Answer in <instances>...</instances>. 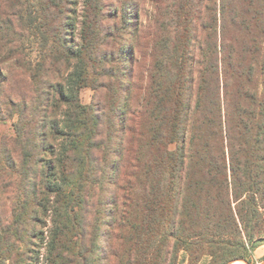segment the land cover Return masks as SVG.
Masks as SVG:
<instances>
[{
	"label": "trees",
	"instance_id": "obj_1",
	"mask_svg": "<svg viewBox=\"0 0 264 264\" xmlns=\"http://www.w3.org/2000/svg\"><path fill=\"white\" fill-rule=\"evenodd\" d=\"M129 2L0 0V110L18 116L0 264H250L264 245V0H153L148 63Z\"/></svg>",
	"mask_w": 264,
	"mask_h": 264
},
{
	"label": "rangeland",
	"instance_id": "obj_2",
	"mask_svg": "<svg viewBox=\"0 0 264 264\" xmlns=\"http://www.w3.org/2000/svg\"><path fill=\"white\" fill-rule=\"evenodd\" d=\"M152 2L153 0H131V2L128 3L129 7L130 6L132 7V5L136 7V9L139 12V19L142 20V22H144L143 26H145V28L142 29V31H140V34L138 35V37L137 36L133 37V39L131 40V43L134 44L137 48L135 50L136 60L141 61V62H146V63L151 61L152 57H158L160 55L163 56L165 54L161 49V27L157 29V24L154 23L153 19H151L152 10L150 9V7L152 5ZM25 3H26L25 8L28 10L29 4L27 1ZM118 6L120 7V5ZM160 10L161 8L157 11L156 18L157 19L160 18L161 20ZM131 19H132V14H131ZM159 25H161V22L159 23ZM76 29H78V26L76 27ZM130 29L132 30L133 27H131ZM29 33H30L29 38H28L29 41L24 40L26 43L25 44L26 49H27L26 53L28 57H21V59L26 58L27 60L35 62V60L39 58L37 57L38 54H37V50H36L37 48L35 44L37 40H36V37L34 36L36 34V31L30 29ZM27 34L28 32L25 33V36ZM156 35L159 37V40L156 43V50L154 49L153 51L152 49L153 40L155 43ZM5 41H7V38L5 37V33L2 29L0 31V43H4ZM74 44L79 45V42L76 38L74 40ZM10 47H18V43L17 44L13 43ZM1 51H3V49L0 50V52ZM3 55H5V53ZM193 56H194V36L192 32H189V41H188V46H187V51H186V57H188L190 63L193 59ZM142 70L145 71L146 68ZM15 72L17 73L19 71L15 70ZM47 74H52V73L50 72ZM9 80L11 81V84H12L13 83L12 75H9ZM93 96H94V91L92 90V88L90 87L82 88L79 92L80 103L82 105L90 106L93 103ZM6 108L7 107L2 106L0 110V148L2 149L4 148V150L9 149V148L12 149V147H15L13 143L10 142V139H12V137L15 136V125L18 122V116L16 115L13 117L10 116L7 112H5ZM57 139H60L58 145L63 144L62 136H57ZM175 147H176L175 144H170L168 148L169 150L173 151L175 150ZM3 153H2V156H3ZM7 217L8 216H5V218ZM182 257L183 256L181 255V258ZM235 262H242V261H235ZM263 263H264V245H261L254 251L252 257L250 258V264H263Z\"/></svg>",
	"mask_w": 264,
	"mask_h": 264
},
{
	"label": "water",
	"instance_id": "obj_3",
	"mask_svg": "<svg viewBox=\"0 0 264 264\" xmlns=\"http://www.w3.org/2000/svg\"><path fill=\"white\" fill-rule=\"evenodd\" d=\"M243 262V261H242ZM234 262H232L231 264H233ZM245 263V262H244ZM245 264H247V263H245ZM264 264V263H263Z\"/></svg>",
	"mask_w": 264,
	"mask_h": 264
}]
</instances>
